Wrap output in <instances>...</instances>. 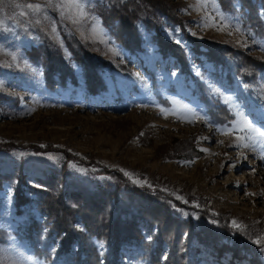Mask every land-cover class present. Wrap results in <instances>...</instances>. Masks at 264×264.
<instances>
[{
  "label": "rangeland",
  "instance_id": "1",
  "mask_svg": "<svg viewBox=\"0 0 264 264\" xmlns=\"http://www.w3.org/2000/svg\"><path fill=\"white\" fill-rule=\"evenodd\" d=\"M100 1L106 0H79L87 13L85 18L79 17L74 3L57 8L61 0H53L41 13L23 17L21 9L9 4L43 6L45 0H5L0 6V145L4 146L0 148V261L78 264L81 255L80 259L94 264L103 263L113 249L119 264H157V255L164 262L171 246L167 240L153 238L159 229L147 218L136 215L140 238L122 232V227L113 229V217L118 223L134 219V201L124 188L119 189L117 204L97 194L105 186L113 190L114 172L130 187L163 193L171 198V205L174 201L181 205L174 209L176 219L191 223L193 230L188 243L185 227L170 230L173 240L176 235L184 247L188 244L189 250H180L187 259L177 264H252L254 260L264 264V247L241 249V258L215 251L217 245L230 244L243 230L253 240L264 233V159L260 158L264 145L257 144L254 149L228 147L239 133L224 136L217 130L234 119L230 105L264 128V71L256 78L241 77L229 55L205 56L200 45L208 42L231 48L264 62V1L257 0L263 4H258L256 27L246 23L252 17H244L241 0H216L215 5H208L210 15L215 8L217 14L232 17L233 26L244 33L241 37L235 32L229 36L204 28L205 10L190 7L196 0H161L178 17L179 25L172 30L164 21L159 32L167 42L184 50L179 56L183 60L182 55H186V72L170 52L164 58L145 31L135 54L121 49L93 11ZM176 39L181 43H175ZM238 39L246 40L248 47L238 45ZM79 46L104 62L105 71L98 72L104 84L100 94L90 92L98 86L87 84L80 65L83 61L79 64L73 54ZM191 48L202 52L196 55ZM46 53L52 56L50 65L43 61ZM62 66L69 71L64 78L58 72ZM209 83L220 90L219 95L210 90ZM224 96L230 97L229 105L223 102ZM172 100L189 105L207 121L187 123L169 111L161 114V108L174 107ZM198 137L207 139L198 143ZM240 151L247 159H237ZM185 161L194 163L185 165ZM16 188L26 198L19 206L14 200ZM45 191L60 198L69 213L78 208L87 213L90 231L85 249L70 242V234L52 231L55 224L37 201ZM202 210L218 228L225 226L218 216L227 219L226 232L222 230L224 237L217 244L207 242L198 228ZM233 220L244 226L242 231L231 226ZM71 226L83 235L87 231L80 221ZM121 236L129 242L118 243Z\"/></svg>",
  "mask_w": 264,
  "mask_h": 264
},
{
  "label": "trees",
  "instance_id": "2",
  "mask_svg": "<svg viewBox=\"0 0 264 264\" xmlns=\"http://www.w3.org/2000/svg\"><path fill=\"white\" fill-rule=\"evenodd\" d=\"M225 1V0H224ZM264 1V0H262ZM227 4V3H226ZM263 4L258 3L257 0H241L240 7L245 10L244 17L249 15L252 17V20L248 23L249 27L252 25L256 27L255 23L257 19V14L259 11V5ZM263 12V21H264V9H261ZM95 14L101 20L103 27L109 32L110 36L114 39V41L119 45V47L127 52H131L135 54L134 51L139 49L141 43L142 32L149 33L152 38V43L157 45L160 51L163 53V57L166 58L168 56V52H170L171 56L175 57L176 60L179 61L180 64H183V71L186 72V62H184V57L186 55H182L183 60H181L179 53H184V50L180 51L181 48L176 44H171L167 42L163 36H161L159 32V28L163 26L164 21L169 24L170 29L174 30L177 25H179L178 17L172 12V10L161 0H106L97 2L93 8ZM261 24L262 21L260 22ZM204 46L203 52L205 56H217L218 58L223 57L224 55H229L232 61L235 63V70L241 76L251 75L254 78L257 77L258 72L264 71V62H261L258 57H249L243 54L240 51H236L231 48H222L218 45H211V43L201 42ZM194 44H197L194 42ZM193 48V47H192ZM190 49L194 54H200L202 51L198 49ZM180 52H179V51ZM36 53L37 50L33 49ZM74 56L77 57V61H83V64H80L83 71L82 74L85 77L87 84L96 88L95 91H90L92 94L101 93L104 89V84L102 82L101 74H103L104 70V62L90 57L88 53H84L81 46L77 48L75 52H73ZM135 56V55H133ZM51 54L46 53L43 55V61L45 64H52ZM61 74V78H64L65 75L69 72L66 67H61L58 71ZM98 72H101L99 75ZM49 83V79H47ZM96 85V86H95ZM106 88V87H105ZM8 147V146H6ZM0 148H4L3 145H0ZM68 158H73L69 154L63 152ZM73 160L87 164L83 160L79 158H73ZM112 178L115 182L113 190H110L108 186L100 189L97 194L105 198L106 201L113 200L116 204L119 202V189L124 188L128 191L129 195L133 198L134 204L131 210V213L134 215V219L130 220H121L118 221L115 217L112 218L113 229L114 228H123L122 232L130 233L135 238H140L137 226H136V218L139 216L140 218H147L152 225H156L159 229L158 234L154 235L153 238L157 241L167 240L169 245L171 246V250L169 253V257L166 258L164 262L161 261L159 255L156 256L157 264H177L179 261H185L187 259V255L183 256L180 253V250H189L188 244H181L176 235L173 236L176 240L172 239V233L170 230H175L178 227H185L189 237L187 238V243L192 236L193 226L191 223L187 222H179L175 216L174 209L175 207L180 208L177 202H173L170 204L171 198L168 195L163 193H159L157 191L152 192L147 189H141L136 186H129V183L124 180L122 175L112 172ZM2 181L0 180V188ZM41 195L38 196V204L44 209V214H47L48 218H52V222L55 224L52 227V231H55V234L66 233L70 234V242L76 243L80 245L82 249H85V245L88 242V234L90 230L87 228V225L90 226L86 219V214L82 210L78 208L76 211H71L66 207V204L59 200L58 197H52L49 192H40ZM26 198L20 195L19 189L16 188L15 192V205L19 206L24 202ZM65 205V207H64ZM124 207V206H122ZM202 223L198 226L201 230V234L207 242H212L217 244L220 237H224L222 234V230L225 231L227 219L223 216H218L217 220L221 223H224L225 226L222 228H218L213 224V221L210 219V214L206 211L202 210ZM138 215V216H136ZM75 221H80L81 225L86 228V235L82 234L79 230L72 228V223ZM112 229V230H113ZM226 232V231H225ZM195 233V231H194ZM237 238L234 240L230 239V244L220 243L215 248V251L218 253L231 252L234 258L240 257L241 249L243 251H249L253 246L255 249L259 250L263 247L256 246L253 243V237H251L250 233H245L244 230L241 234H238ZM107 235L105 236V238ZM129 238L120 237L118 243H128ZM0 242L1 241V232H0ZM4 242V241H3ZM242 243V245H241ZM69 244V243H68ZM88 247V246H87ZM63 250H60L61 253ZM159 249H157L158 253ZM34 252L38 255L40 252L38 251L36 245H34ZM220 255V254H217ZM81 256V255H80ZM78 258V264H92L90 260H82ZM243 256V255H242ZM241 258V257H240ZM94 264H119L117 260V256L114 253V250L111 249L104 256V262L99 263L96 262ZM252 264H256L254 260Z\"/></svg>",
  "mask_w": 264,
  "mask_h": 264
},
{
  "label": "snow or ice",
  "instance_id": "3",
  "mask_svg": "<svg viewBox=\"0 0 264 264\" xmlns=\"http://www.w3.org/2000/svg\"><path fill=\"white\" fill-rule=\"evenodd\" d=\"M53 0H45L44 5L42 6L40 3H11L9 4V7H14L17 9H21L19 12V15L21 17L25 16L26 14H37L41 13L43 11V7H47L51 5ZM5 0H0V6L4 5ZM64 3H74L77 5V12L79 13L80 18H85L87 13L84 11L83 8L79 6V0H61V3L57 4V8H62ZM209 4L215 5L216 0H196L195 5H190V7H195L197 10L204 9L205 10V16L207 19L205 20L203 27L208 28L212 27L215 28L217 31L225 32L229 36L233 35V33L239 34L241 37H243L244 33L242 29L239 26H233L232 24V17L226 16L224 14H217L215 8L213 9V13L210 15L207 12V7ZM39 21H37L38 23ZM2 23V22H0ZM55 27L53 26L52 31L55 32ZM195 35V33H193ZM250 35V33H249ZM175 43L180 44L181 41L179 39L175 40ZM236 43L242 47H248L247 41L238 39L236 40ZM264 51V48L261 49ZM115 54V53H114ZM16 57L13 56V60H15ZM172 75H176L173 73ZM247 87V86H245ZM210 90L214 93L219 95L220 90L213 86L211 83H209ZM223 102L226 105L230 104V97L224 96ZM172 105H174L171 109H160V113L163 114L166 111H169L172 115L176 117V119L181 120V122H187V123H196V122H206L207 117L203 114L198 113V111L194 110L193 108L189 107L187 104H182L179 101L172 100ZM230 110L233 112L234 119H232L229 122V125L222 128L217 129L221 132L224 136H232L234 133H239V135L234 136V140L230 142L227 146L228 147H236L238 149H254L257 144L264 145V128H260L255 126L253 121H251L244 111L240 110L239 108H236L233 105H230ZM167 118V117H165ZM143 135V133H141ZM207 137H198L197 142L199 143L200 140H205ZM221 144H223V141H220ZM200 151L207 152V148H201ZM261 159H264V155L260 157ZM238 160L247 159L243 151H240L238 153ZM185 165H190L191 163H194V161H185ZM231 167H235V164H232ZM123 171V170H121ZM253 172L255 169L252 170ZM125 176H128L130 179L132 178V175L128 172H124ZM134 183H139L138 180H134ZM39 187V186H38ZM151 187V185H149ZM246 195H255L253 193H245ZM177 199H180V197H177ZM231 226L236 230H243V225L238 224L237 221L233 220L231 222ZM253 243L260 245L261 247H264V233L258 234L257 237L253 240ZM100 246L103 247L102 242L100 243ZM0 264H3L2 261H0Z\"/></svg>",
  "mask_w": 264,
  "mask_h": 264
},
{
  "label": "bare ground",
  "instance_id": "4",
  "mask_svg": "<svg viewBox=\"0 0 264 264\" xmlns=\"http://www.w3.org/2000/svg\"><path fill=\"white\" fill-rule=\"evenodd\" d=\"M227 186H231V184L230 185L228 184Z\"/></svg>",
  "mask_w": 264,
  "mask_h": 264
}]
</instances>
